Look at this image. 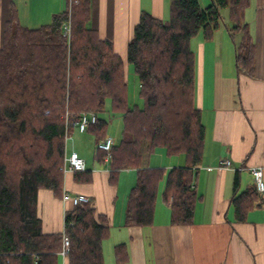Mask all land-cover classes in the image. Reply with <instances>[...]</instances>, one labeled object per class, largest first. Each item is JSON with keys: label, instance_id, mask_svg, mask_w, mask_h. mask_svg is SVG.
Instances as JSON below:
<instances>
[{"label": "trees", "instance_id": "obj_1", "mask_svg": "<svg viewBox=\"0 0 264 264\" xmlns=\"http://www.w3.org/2000/svg\"><path fill=\"white\" fill-rule=\"evenodd\" d=\"M250 0H170L167 21L143 12L128 45L127 62L140 83L142 105L128 101L124 61L109 40L100 39L88 26L92 0H67V8L49 25L31 29L15 14L6 23L0 50V264H105L103 241L109 237L107 216L93 202L73 205L64 216L63 231L45 234L39 216V192L62 196L66 143L74 123L84 112L97 114L87 133L96 141L95 160L107 154L97 148L108 137V121L100 117L107 102L113 115L122 116L121 137L114 139L110 182L121 170L135 169L126 208L125 225L153 224L161 182L171 222L188 225L196 203V166L204 156L205 125L195 103L196 60L191 41L201 32L209 41L225 25L235 44L239 72L253 77L256 43L245 11ZM70 24V33L65 26ZM111 137V136H110ZM158 148L185 156V165L149 166ZM78 182H91L89 170L74 171ZM235 180V192L239 188ZM232 204L238 222L264 206V194L255 184ZM64 236L70 242L62 256ZM117 263L124 261V245L116 247Z\"/></svg>", "mask_w": 264, "mask_h": 264}, {"label": "crops", "instance_id": "obj_2", "mask_svg": "<svg viewBox=\"0 0 264 264\" xmlns=\"http://www.w3.org/2000/svg\"><path fill=\"white\" fill-rule=\"evenodd\" d=\"M199 2L205 7L211 0ZM66 8L67 0H0V50L6 23L13 13L21 25L37 29L49 25L54 15ZM143 12L167 21L170 0H92L88 26L100 39L112 42L125 71L128 45ZM222 14L225 25L212 40H205L201 32L191 41L196 60L195 103L206 130L203 160L195 168L199 199L192 223L171 222L170 205L163 199V181L153 224L127 227L125 214L136 170H121L116 182L111 183L109 159L97 162L95 137L78 130L85 147L73 146L70 150L66 143V154L77 152L84 158L93 180L78 182L74 172H66L62 196L49 190L39 192L38 211L45 234L63 231L65 212L73 208L72 202L63 200L64 192L84 194L97 213L109 220L110 234L103 241L105 264H119L115 250L121 244L125 259L120 264H264V206L255 207L245 222H238L232 204L236 192L253 186L251 170L264 169V0H250L244 15L256 43L253 77L238 70L235 44L227 30L231 24L228 11ZM92 142L91 157L86 148ZM225 159L232 166L219 169ZM184 165V155L170 157L163 148L156 149L149 159V166L154 168L170 170ZM237 177L240 184L235 192ZM60 264H66V260L61 258Z\"/></svg>", "mask_w": 264, "mask_h": 264}, {"label": "built area", "instance_id": "obj_3", "mask_svg": "<svg viewBox=\"0 0 264 264\" xmlns=\"http://www.w3.org/2000/svg\"><path fill=\"white\" fill-rule=\"evenodd\" d=\"M65 33H70V24H67L65 26ZM97 114L93 112H84L80 114L79 119L76 120L74 123V126L82 133L87 131V128L89 125L94 124L97 121ZM114 145V139L113 137H106L105 139L101 140L97 144V148L107 154L105 159L110 158V153L112 150V147ZM232 166V163L230 160H222L219 163L218 168L219 169H225ZM64 172H74V171H85L86 170V161L84 158H82L77 152H72L71 154L67 155L65 157V163H64ZM253 182L256 186V189L259 193L264 194V169L262 167H254L251 170ZM63 200L64 201H70L74 205H79L83 203H87L90 201V197L84 195V194H75L72 195L68 192H64L63 194ZM69 239L67 236H64V249L62 251V256L65 258L66 254L69 250Z\"/></svg>", "mask_w": 264, "mask_h": 264}, {"label": "rangeland", "instance_id": "obj_4", "mask_svg": "<svg viewBox=\"0 0 264 264\" xmlns=\"http://www.w3.org/2000/svg\"><path fill=\"white\" fill-rule=\"evenodd\" d=\"M226 13V12H225ZM126 73H127V79H128V101H129V104L131 106L133 105H142V99L140 98V83H139V80H138V77L134 74V71H133V67L129 64H127L126 66ZM105 112L102 113L100 115V117L102 118H105L107 121H108V135L115 138V139H118L121 137V133H122V129H123V121H122V116H119V115H113L110 111V105L109 103L107 102V105H106V108H105ZM77 133L78 132V129L75 128L72 136L67 140V143H68V147L69 149L71 150L72 147H81V148H84L85 147V140L84 142L83 141H80V138H78L77 136ZM91 148L92 151H91ZM86 150H88L87 152L91 154H93V151H94V143L92 142L91 144V147L90 145H87V148ZM160 151L162 150H158L157 153H161ZM92 154H91V157H92ZM158 155V154H157ZM156 162V161H154Z\"/></svg>", "mask_w": 264, "mask_h": 264}]
</instances>
